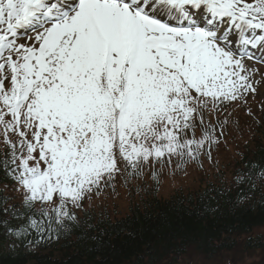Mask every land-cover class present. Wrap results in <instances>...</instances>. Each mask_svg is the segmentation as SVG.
Returning <instances> with one entry per match:
<instances>
[{
  "label": "snow or ice",
  "instance_id": "snow-or-ice-1",
  "mask_svg": "<svg viewBox=\"0 0 264 264\" xmlns=\"http://www.w3.org/2000/svg\"><path fill=\"white\" fill-rule=\"evenodd\" d=\"M255 62L264 0H0V170L21 198L0 197V229L58 239L118 178L210 157L212 115L264 83ZM252 168L235 182L254 191Z\"/></svg>",
  "mask_w": 264,
  "mask_h": 264
},
{
  "label": "trees",
  "instance_id": "trees-1",
  "mask_svg": "<svg viewBox=\"0 0 264 264\" xmlns=\"http://www.w3.org/2000/svg\"><path fill=\"white\" fill-rule=\"evenodd\" d=\"M2 173L0 183L6 181ZM221 189L225 188L208 184L187 200L174 197L156 202L116 223L87 214L58 239L39 244H43L40 249L27 248L26 241L0 229V264H155L191 245L202 251L230 247L231 234L264 224V191L246 197L251 194L248 184ZM33 237L34 232L28 239ZM10 239L18 247H5Z\"/></svg>",
  "mask_w": 264,
  "mask_h": 264
},
{
  "label": "rangeland",
  "instance_id": "rangeland-1",
  "mask_svg": "<svg viewBox=\"0 0 264 264\" xmlns=\"http://www.w3.org/2000/svg\"><path fill=\"white\" fill-rule=\"evenodd\" d=\"M258 69L264 72V66H259ZM262 90H264V83L258 87L259 98H264V94H261ZM235 152V148H232L231 145L223 144L213 150L211 157L204 155L202 160L188 162L183 168L177 167L175 161L165 164L162 169H159V183L153 178L151 172H146L143 177L131 178L126 184L118 178L114 190L105 188L98 194L92 193L91 199H86L82 207L108 212L112 216H121L129 210L131 202L140 201L142 195L146 193V187L154 188L160 197H168L176 190L199 188L201 183L206 180L207 175L213 171L221 168L229 171L235 163ZM225 163L228 165L223 167ZM15 187L16 185L8 189L10 196L14 200L21 201ZM254 233H264V227L256 228ZM241 235V238H246ZM237 238L239 241L235 247L220 251V254L213 257L190 247L180 257L178 264H264V248H245L243 242L239 237Z\"/></svg>",
  "mask_w": 264,
  "mask_h": 264
}]
</instances>
